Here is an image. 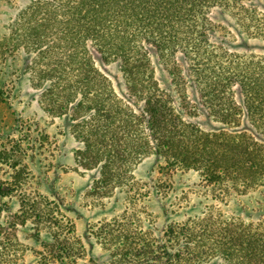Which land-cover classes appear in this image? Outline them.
Wrapping results in <instances>:
<instances>
[{
    "label": "rangeland",
    "instance_id": "obj_1",
    "mask_svg": "<svg viewBox=\"0 0 264 264\" xmlns=\"http://www.w3.org/2000/svg\"><path fill=\"white\" fill-rule=\"evenodd\" d=\"M7 1L0 3V35L31 0ZM254 5L264 14V0ZM214 23L226 32L221 43L230 53L264 64V41L220 10ZM7 44L0 40V48ZM149 60L151 80L173 97V107L183 111L182 95L194 106L186 121L229 133L197 99L194 78L179 60ZM32 66L26 54H0V264H185V246L198 233L221 235L230 222L248 226L246 234L263 232L264 183L210 182L200 170L159 156L143 101L127 89L116 62L96 59L94 68L110 84L109 106L129 120L101 118L103 133L89 130L86 110L69 118L51 112L52 94ZM227 89L239 100L237 85ZM240 119L238 131L264 144L254 120ZM234 257L232 264H242L237 248Z\"/></svg>",
    "mask_w": 264,
    "mask_h": 264
},
{
    "label": "trees",
    "instance_id": "obj_2",
    "mask_svg": "<svg viewBox=\"0 0 264 264\" xmlns=\"http://www.w3.org/2000/svg\"><path fill=\"white\" fill-rule=\"evenodd\" d=\"M10 3L18 9L16 2ZM254 4L255 0H31L4 26L0 40L9 48H0V54H26L37 80L52 94L50 111L69 118L86 110L91 113L89 130L100 133L105 130L98 126L101 118L129 120L123 110L109 106L114 99L110 84L94 68L96 59L116 62L127 89L143 101L159 156L200 170L210 182L253 186L264 183V144L237 128L243 115L264 134V64L229 52L221 43L226 32L214 23V12L227 13L246 34L264 41V14ZM152 54L184 65L187 76L194 78L197 99L229 133L203 131L186 121L184 114H196L194 106L182 95L184 112L176 110L173 97L158 89L150 75ZM234 85L239 100L228 92ZM248 231V226L230 222L221 235L198 233L185 246V264H232L236 248L242 264H264V230L259 236Z\"/></svg>",
    "mask_w": 264,
    "mask_h": 264
}]
</instances>
